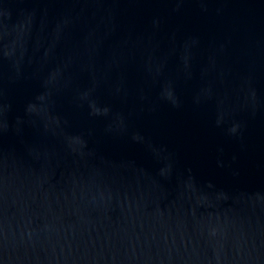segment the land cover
I'll return each mask as SVG.
<instances>
[{
    "label": "water",
    "instance_id": "95a60500",
    "mask_svg": "<svg viewBox=\"0 0 264 264\" xmlns=\"http://www.w3.org/2000/svg\"><path fill=\"white\" fill-rule=\"evenodd\" d=\"M0 264H264V0H0Z\"/></svg>",
    "mask_w": 264,
    "mask_h": 264
}]
</instances>
